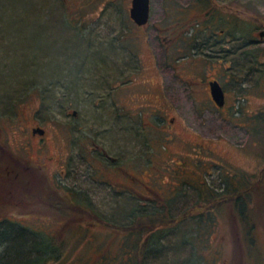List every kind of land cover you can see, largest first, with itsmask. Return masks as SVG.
Returning a JSON list of instances; mask_svg holds the SVG:
<instances>
[{
    "label": "rangeland",
    "instance_id": "1",
    "mask_svg": "<svg viewBox=\"0 0 264 264\" xmlns=\"http://www.w3.org/2000/svg\"><path fill=\"white\" fill-rule=\"evenodd\" d=\"M69 1L70 4L61 0H0V229L9 227L10 235L7 232L6 236L17 241L11 245L10 262L37 264L28 253L34 255L44 239L54 244L40 249L47 258L44 264H116L124 258L125 250L142 255L144 264H264V228L260 227L264 206L260 195L252 197L249 208L238 214L240 207L220 199L226 192L216 195V200L208 195L202 204L197 191L204 185L183 181L197 180L202 175L205 186H209L212 171L234 166L241 172H254L264 160L262 64L245 52L255 47L264 51V0L150 1L149 24L161 26L170 23L171 18L185 23L195 21L196 16L206 23L216 21L225 28L222 43L229 49L221 57L224 64L230 65V77L224 83V108L215 107L203 88L195 94L194 101L199 104L194 108L187 85L178 78L172 80V72L165 70L161 72L166 82L164 95L177 110L164 111L162 124L134 109L129 110L133 112L130 120L124 117L127 114L123 110L128 109L124 105L121 114L125 115L115 118L113 113L110 116L108 105L105 107L107 82L119 94L126 90L124 82L131 78L129 73L109 79L108 71L103 69L108 62L117 63L122 58L121 46L114 47L115 43L130 45L136 25L129 18L131 0ZM250 35L255 38L252 49L247 41ZM232 45L236 46L235 58ZM215 49L209 42L204 47L209 53L205 56L209 77L218 69L212 65L219 58ZM157 50L162 61L165 53L160 43ZM119 66L112 70L120 75ZM163 73L167 75L165 79ZM234 74L238 77L236 83ZM218 76L224 80L222 73ZM98 79L102 82L96 85ZM98 91L103 93L100 101ZM226 115L228 118H224ZM149 119L155 124L144 122ZM38 126L46 130L44 139L32 133ZM90 139L115 156L107 160L104 168L113 170L110 174L122 181L112 186L123 189L116 193L109 183L95 184L102 188L92 198V214L80 211L74 203L57 202L58 196L46 177L52 179L53 170L64 182L76 179L85 183L88 176L96 175L99 168L94 164L102 157L95 146H89ZM7 153L17 156L20 166L34 158L38 164L39 153L44 155L45 169L37 171L41 180L31 174L30 168L19 169L25 171L23 177L5 178L4 163L8 161L3 156ZM133 156L137 159L141 191L137 198L127 190L130 182L126 171ZM178 178L181 182L176 189L181 192H175L170 204L166 186L169 182L171 186L177 184ZM147 184L151 188L145 190ZM64 188L68 189V184ZM260 191H264L263 187L255 190L256 194ZM78 192L74 199L86 200L84 192ZM157 208L160 214L164 208L173 215L186 211L172 226H161L157 230L159 239L142 253L147 234L137 239L128 234L127 226L138 228L141 221L131 223V219ZM204 209V215L195 214ZM190 213L194 215L188 216ZM7 215L8 219L4 217ZM251 217L256 222L252 229L248 228L253 222Z\"/></svg>",
    "mask_w": 264,
    "mask_h": 264
},
{
    "label": "flooded vegetation",
    "instance_id": "2",
    "mask_svg": "<svg viewBox=\"0 0 264 264\" xmlns=\"http://www.w3.org/2000/svg\"><path fill=\"white\" fill-rule=\"evenodd\" d=\"M65 2L66 4H70L71 1L69 0H61ZM95 1H106V0H85V2H95ZM129 18L130 20L135 23V27L132 31L133 35L130 36V45L123 42L115 43L112 44L114 47H120L121 49V60L117 63H119L121 74L119 75L116 71L114 72L112 69H118L117 66H115L117 63L114 62H108L106 66L103 67V69H106L107 75L109 76V79H114V77L119 78L120 76L123 75H128L131 73V78H129L128 82L125 81L124 83L127 85L126 90H123L121 93H116L117 91L114 90V86L112 83L107 82V89H108V97L106 98V104L105 107L108 105V110L111 112L110 116L114 114L115 118L121 117L122 115L127 114L124 117L132 119V111L129 110H136V112H140L142 115L147 114L151 115L152 118L155 120H158L160 124H162L161 119L163 120V112L167 111L168 109L171 110H177L174 104H171L167 102L166 96L164 95V85H166V82L163 81V76L161 72H164L165 70H168L169 74L172 72V80H176L177 78L180 80L181 84L186 86V90L188 91V95H190L193 99L192 105L195 108L198 106V102H195L194 100L196 99L195 94H198L199 90L203 88L206 90L208 99L210 100L211 103L218 109H223L226 100H227V95H226V87H225V82L228 81L229 76V69L230 65L229 64H224L223 60L221 57H223L228 51V48H225V45L222 43L223 39L222 34L225 33V28L223 26H219L215 22H210L208 21L203 22L200 21V18L196 16L194 20L188 21V22H181L178 18H171V22L168 24H163V25H157L155 22L151 25L149 24L150 20L149 18L147 19V22L142 23L141 25L138 24L135 20H133L130 16V11H129ZM149 24V25H148ZM148 28V27H150ZM231 34V32H230ZM208 35V37H207ZM210 37H213L212 41L210 40ZM248 45L250 49H252V46L254 45V38L252 35L248 36ZM211 41V42H210ZM207 42H209V45L215 46V52L218 54L219 58L215 62L212 63V65H217L218 69L213 74L212 76L209 77V74L207 73V70L205 69L208 65L207 59H205V56H207L209 53L205 50L204 47L206 48ZM158 43L162 46L163 53H165L162 61H160V57L158 56ZM224 45V46H223ZM232 45V52L234 55H232V58H235L236 56V46ZM117 48V49H118ZM115 49V48H114ZM211 53V52H210ZM111 54V53H110ZM205 62H207L205 64ZM100 64V63H99ZM97 63V65L99 66ZM97 65L94 66V68H97ZM101 66V65H100ZM131 70V71H129ZM114 72V73H113ZM166 73V72H165ZM163 73V74H165ZM223 74L224 80L220 79L218 75ZM185 74H189L188 77H184ZM115 75V76H113ZM139 75V76H138ZM142 76V78H141ZM167 77L165 74L164 79ZM233 80L236 81L238 80L237 75L234 74ZM190 80H189V79ZM108 79V80H109ZM217 81L218 84H220V88L222 89V94L224 95V100L222 104H219L214 97L211 94V83ZM100 82H102V79H98L96 81V85H98ZM137 83L134 84V83ZM134 86V87H133ZM189 87V89L187 88ZM111 89V90H110ZM98 90V88H97ZM112 91L115 93L113 94ZM132 91L134 93L133 96H131ZM100 91H98L99 94ZM103 92V91H102ZM103 93L99 94L97 97V100L101 98V95ZM102 99H99V101ZM137 102L138 105L133 106V103ZM125 106L128 109H124L125 114H121V109L122 106ZM72 113L76 115V110H72ZM113 113V114H112ZM158 116H161V118H158ZM174 117V114L170 116V120H172ZM224 118H228L226 115ZM143 119V117H142ZM150 120V119H149ZM173 121V120H172ZM144 122L150 123L152 120L147 121L145 120ZM152 124H155L152 122ZM41 127V126H40ZM43 128V127H42ZM35 129V128H33ZM32 133L34 135H38L39 139H44V135L46 134L45 128H43V133H39L37 131H33ZM91 143L89 144L90 147L95 146V148L98 150L97 154L102 157L101 160L98 158V163L94 164V168L97 167L99 168V171H96V175H91L88 176V180L85 183H81L77 181L76 179H71L69 182H64L60 179H58V173H55V171H51V176L52 179L49 178L47 175L46 177L48 178V182L52 186L53 191L55 194L58 196V199L56 200L57 202H63L65 200H68L69 203H74L75 207L77 205L78 209L85 210L88 214H92L91 210H93L92 206H94L95 203L92 202V198L96 196V194L99 195L98 189L102 188L95 184H102V183H109L111 190H114L116 193H122L123 189L113 187V183H120L122 181H118L116 177L110 174L113 172L108 171V169H105L104 166L108 164L107 160L114 159L115 156H110L107 154V151L104 149V147H100L94 139H90ZM84 142V141H83ZM197 143H200V141H196ZM87 143V141L85 142ZM46 145V144H45ZM93 145V146H92ZM43 147V146H41ZM40 147V148H41ZM38 148V147H37ZM45 148V146H44ZM43 148V149H44ZM47 149V148H46ZM91 149V148H90ZM91 149V150H92ZM44 154L45 151H42ZM8 156H3L7 163H4V172H5V178L6 176L13 177L15 178L16 176L23 177L25 171H21L25 168L31 169V174L33 176H38L40 178L41 169L47 162L46 159H43L44 155H41L39 153L38 155V161L40 160L41 162H37L38 164L35 163L36 159L29 163V164H21L20 166V160H18L17 156H15L12 153H7ZM49 160H51V157L48 156ZM65 158V157H64ZM56 160L59 161L60 159L56 157ZM97 162V161H95ZM107 162V163H106ZM136 156L131 157L129 161V166L127 167L128 170L127 176H128V183L130 186L127 188L131 192V195L134 198H137L140 193L139 188V181H138V175L136 171ZM69 169L72 168V164L69 162ZM93 165V164H92ZM14 166H18L15 168ZM68 166V165H67ZM108 168V167H106ZM234 166L232 167H225L224 170L222 171H217L215 170L214 172L212 171V177H211V185H206L207 187V192L203 193V188H200L199 191H197V198L199 199V202L204 204L206 197L204 195H211L214 197L213 200H216L220 197L222 199L226 198L229 202L230 205L234 207H241L237 209V213L241 211H245L246 208L248 209L250 201L252 197L254 196H259V201L261 200L262 206H264V191L261 192L260 194H256L255 190L257 188L263 187L264 189V160H262V163L259 164L258 169L254 170V172H249L244 170L238 171V169L234 172ZM21 169V170H19ZM121 169V167H120ZM207 169V168H206ZM205 169V171H207ZM64 171V169H62ZM102 170L106 171V174L103 175L101 174ZM38 171V172H37ZM109 173V175L107 174ZM240 173V174H239ZM201 175V173L199 172ZM121 175V174H120ZM202 176V175H201ZM201 176H198L197 178V183L198 185H203L205 181L201 178ZM8 177V178H9ZM4 178V179H5ZM41 180V178H40ZM205 180V179H204ZM85 179L82 181L84 182ZM95 182V183H94ZM68 184L69 188L65 189L64 185ZM263 185V186H262ZM63 187V188H62ZM100 187V188H99ZM5 188V186H4ZM151 188V185H148L144 189L148 190ZM168 191V199L169 203L172 204V200L174 198V195L172 193L176 192L175 189L172 188V186L167 184L166 186ZM210 188V189H209ZM84 192V197L87 200H78L77 202L74 199L75 195H78L79 190ZM113 191V192H114ZM53 192V193H54ZM226 192L227 195L219 196L217 197L219 193ZM9 193L7 192V195ZM11 195V194H9ZM65 199V200H64ZM208 199V197H207ZM206 199V200H207ZM66 202V201H65ZM240 202V206H238V203ZM231 206V207H232ZM236 207V208H237ZM199 216L204 215L205 210H200L199 211ZM97 214V213H96ZM216 214V212H214ZM264 216V215H263ZM5 218H9L8 215L4 216ZM251 220L253 221L252 223L248 224V228L252 229L256 226V222L254 218L251 217ZM250 222V220L248 219ZM261 228H264V222L260 226Z\"/></svg>",
    "mask_w": 264,
    "mask_h": 264
},
{
    "label": "trees",
    "instance_id": "3",
    "mask_svg": "<svg viewBox=\"0 0 264 264\" xmlns=\"http://www.w3.org/2000/svg\"><path fill=\"white\" fill-rule=\"evenodd\" d=\"M261 23H263V22H261ZM261 23L260 24L257 23V25L258 24L262 25ZM258 48L259 47H255L253 51L248 49L245 52L248 53V55L250 53L251 56L254 57V60H256L257 64L258 63L262 64V65L259 66V71H260V74H261L260 76L263 77V81H264V51H261ZM261 55L263 57L262 60H261ZM234 172H236L235 169H234ZM183 181L188 182L191 185L193 184L195 186H196V183H197V180H195V179H192V181L191 180H187V179H185V180L183 179ZM180 182H181L180 178H178L177 184H175V185L172 184L173 185L172 188L175 189L176 191L178 190V191L181 192L180 189H176V188H178L177 186L179 185ZM191 182H193V183H191ZM203 185H202L203 186L202 188H204L203 189V193H204L205 190L207 189L206 188L207 186H205V183ZM167 194H166V197H168ZM174 194H175V192L172 193V195H174ZM204 197H206V199H207L208 195H204ZM166 199H168V198H166ZM169 200L170 199H168V202H169ZM65 201L69 203L68 200H65ZM79 203H81V202H79ZM193 205H194V207L198 208V205H196V203H193ZM193 205H190L189 208H192L191 206H193ZM159 210L160 209L157 208V209L151 210L150 211L151 213L150 212L145 213V215H143L145 217L146 216L149 217L151 215V217H149L148 219H143V218L141 219V217H143V216H141V217L139 216L138 218L137 217L132 218L131 219V223L136 222L138 220L141 221L138 228H137V226H134V227L131 226V225L127 226L128 234H130V236L136 237L137 239H139L141 237L142 233L143 234H147L144 237V240H143V245L145 247L142 250V253L144 252V250L148 246L156 243V241L159 239L160 235L157 233V230H159L161 228V226H163V225L172 226L173 224H175L176 222H178V220H180L182 218L183 213L186 211L184 209L183 213H180L179 215H173L172 213H170V210H168V208H164L165 211H164V213H161V214H160L161 211H159ZM204 210L206 211V209H204ZM199 211L195 212V214L199 215V213H200ZM209 211H211V210L209 209ZM157 213H159L160 215L158 216ZM187 214H188V212H187ZM192 215H194V214L190 213L188 216H192ZM212 215H214V213ZM165 218H168V219H165ZM151 219H153V220H151ZM213 219H214V216H212V220ZM7 229H8V231H7ZM7 232L10 235L9 227H3V229H0V245H2V249L0 250V264H12V262H10V258H9V255L12 254L11 245H13V242H15V243L17 242L13 238L8 237L9 235L6 236ZM16 234L17 233L13 234L12 236H15ZM33 245H34V243H33ZM52 246H54V244H52L51 241H47V240L45 241L44 239H41L40 246H38V248L35 249L36 253L34 255H32V252H29L28 254L30 256H32V258L34 259V261H36L37 264H44L46 262L47 258H46V256H43L40 251L45 249V248L49 249ZM133 246H136V245H133ZM32 250H33V248H32ZM124 254H125V256H123L124 258H122V261L119 259V260H117L118 262L117 261L115 262L116 264H118V263L119 264H144L142 255H141V257H139L138 256L139 254L138 253L136 254V253L132 252V250H128V251L125 250ZM107 264H109V263H107Z\"/></svg>",
    "mask_w": 264,
    "mask_h": 264
},
{
    "label": "water",
    "instance_id": "4",
    "mask_svg": "<svg viewBox=\"0 0 264 264\" xmlns=\"http://www.w3.org/2000/svg\"><path fill=\"white\" fill-rule=\"evenodd\" d=\"M150 1L151 0H131L130 16L133 20H135L138 24H142L147 22V19L150 15ZM263 34V31H260V35ZM211 94L214 99L222 104L224 100V95L222 94V89L220 88V84L217 81L211 83ZM33 131H37L39 133H43V128L38 126L33 129Z\"/></svg>",
    "mask_w": 264,
    "mask_h": 264
}]
</instances>
